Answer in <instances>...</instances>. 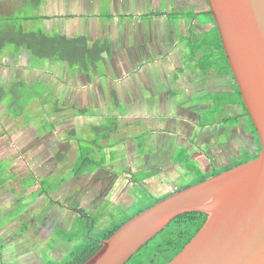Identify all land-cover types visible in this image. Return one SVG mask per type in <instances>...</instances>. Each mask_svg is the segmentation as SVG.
Masks as SVG:
<instances>
[{
  "label": "flooded vegetation",
  "instance_id": "obj_1",
  "mask_svg": "<svg viewBox=\"0 0 264 264\" xmlns=\"http://www.w3.org/2000/svg\"><path fill=\"white\" fill-rule=\"evenodd\" d=\"M204 13L206 27L199 38L184 41L190 53L182 50L187 52L186 66H178L187 72L193 61L195 83L173 89V99L162 101L168 88L156 74H148L146 83L134 89L143 99L96 107L95 115H84L90 123L81 132L47 127L40 137L33 130V144L42 147L37 155L22 158L3 144L0 169L7 180L0 184V264H63L71 252L65 255L68 246L73 244V251L86 240L99 241L95 237L121 219L191 186L198 175H215L259 155L260 140L217 42L213 66L201 70V41L214 36L216 28L209 7ZM218 38L222 47L219 33ZM204 79L215 85L209 88ZM53 110L49 105L28 106L16 120L35 117L46 122L58 114ZM70 141L76 144L73 150ZM23 165L42 191L35 187V199L20 209L23 201L16 195L25 192L22 172L18 176L15 171ZM181 178L190 185L178 186ZM105 218L111 219L106 226ZM35 246H47L48 259L40 260Z\"/></svg>",
  "mask_w": 264,
  "mask_h": 264
},
{
  "label": "crops",
  "instance_id": "obj_2",
  "mask_svg": "<svg viewBox=\"0 0 264 264\" xmlns=\"http://www.w3.org/2000/svg\"><path fill=\"white\" fill-rule=\"evenodd\" d=\"M205 10L206 0H0V16L29 11L25 26L79 39L92 51L99 50L96 59L87 61L85 67L49 60H34L32 64L23 51L0 58V87H8L14 79L36 85L44 93L27 107L49 105L58 113L46 122L34 117L24 125V120L7 116L0 104V119H5L0 120V153L16 132L6 135L4 122L10 124L9 130L18 128L22 143L16 140L18 147L12 142L10 146L25 158L37 155L42 148L32 139L33 130L43 136L38 124L54 132H81L90 123L84 115H95L96 107L125 106L143 99L144 94L138 97L134 89L146 83L148 74H156L168 88L162 101L173 99L176 87L192 86L196 64L189 61L187 72L178 68L186 66L183 57L190 53L184 41L199 38L206 27L199 19L205 18ZM212 79L203 80L209 88L215 85ZM70 142L71 150L75 149L76 144ZM27 167L15 171L18 176L22 172L21 180L29 174Z\"/></svg>",
  "mask_w": 264,
  "mask_h": 264
},
{
  "label": "water",
  "instance_id": "obj_3",
  "mask_svg": "<svg viewBox=\"0 0 264 264\" xmlns=\"http://www.w3.org/2000/svg\"><path fill=\"white\" fill-rule=\"evenodd\" d=\"M261 144L250 161L172 193L123 223L82 264H126L175 217L206 219L166 264H264V0H206Z\"/></svg>",
  "mask_w": 264,
  "mask_h": 264
},
{
  "label": "trees",
  "instance_id": "obj_4",
  "mask_svg": "<svg viewBox=\"0 0 264 264\" xmlns=\"http://www.w3.org/2000/svg\"><path fill=\"white\" fill-rule=\"evenodd\" d=\"M29 13V11H22L18 14L12 12L8 16H0V58H3L6 54L17 56L23 51L28 53L32 61L49 60L67 63L72 66L74 64L81 65L83 67L86 66L87 61L96 59L98 54L95 53L99 52V50L96 52L92 51L93 49H89L82 40H69L62 35L48 34L42 29H31L25 26ZM209 17L212 18L211 15ZM214 31V36H204L201 41L203 58L200 65L203 70L213 66L211 61L215 56L213 50L216 49V42L222 56L224 55L217 29L215 28ZM43 93L42 89L36 85H30L22 80L14 79L8 87H0V104L5 108L6 114L12 120H16L23 115V110L27 108V104L39 99ZM237 96L241 102L239 91H237ZM29 122L30 119L26 118L23 124L25 125ZM4 172L3 169H0V184L5 183L7 180ZM213 174L198 175L191 185L199 183ZM155 203L145 204L130 216L121 219L117 225L97 235L95 238L99 239V241L86 240L84 244L69 253L63 264H82L100 248L101 241L111 236L123 223ZM205 219L206 215L199 212L178 215L134 254L126 264L168 263L197 233Z\"/></svg>",
  "mask_w": 264,
  "mask_h": 264
},
{
  "label": "rangeland",
  "instance_id": "obj_5",
  "mask_svg": "<svg viewBox=\"0 0 264 264\" xmlns=\"http://www.w3.org/2000/svg\"><path fill=\"white\" fill-rule=\"evenodd\" d=\"M208 18V17H207ZM200 20H203L202 19V17H200L199 18ZM44 111H46V112H48V110H44ZM38 115H42V112L40 111L39 113H37L36 114V117L38 116ZM2 117L4 116L3 114L1 115ZM1 121H4L3 120V118H1L0 119ZM9 123H6V122H4V124H3V127H5V129H8V130H5V131H7L6 133H7V135L8 134H10V131L13 133L15 130L13 129V128H11V130H9ZM37 128H38V130L40 129V130H44V131H46V129L44 128V126L43 125H40V124H38L37 125ZM16 129V128H15ZM4 131H2V133H3ZM14 138H12V139H8V142L6 143V149H9L10 151H12V146H10V142H12L13 143V145H14V147H18V143H17V141L18 142H20V143H22L20 140V137H19V135H18V133H15L14 134V136H13ZM2 139H7V137H4V138H2ZM14 139V140H13ZM17 140V141H16ZM8 162L7 161H5L4 162V164L6 165ZM20 185H21V187L23 188V191L25 192L20 198H19V196H17L16 195V198L17 199H20V200H22L23 201V205H22V203H21V206H19V208L20 209H23L26 205H27V203L28 202H32L34 199H35V197L37 196L36 195V190H35V187H37V185H39V183L38 182H36V181H33L32 180V177L31 176H29V177H26V178H24L23 180H20ZM187 185H190V182H189V180L188 179H180L179 180V184H178V186H180V187H183V186H187ZM44 187H43V189L46 187V185L44 184L43 185ZM37 188H39V191H42L41 189H40V187H37ZM27 207V206H26ZM25 207V208H26ZM14 215V214H13ZM114 219H119V217H120V215H115L114 214ZM111 221V219H109V218H105V219H103V224L106 226V225H108V223ZM103 225V226H104ZM74 245L72 244V245H70V246H68V249H70V250H68L67 252H65V255H67V253H69V251H72V249L75 247H73ZM44 249H46L47 251H48V248H47V246L44 248V246H35V248H33V250L36 252V254H37V256H38V258H40V260H43V259H48V256H47V253H46V251H44Z\"/></svg>",
  "mask_w": 264,
  "mask_h": 264
}]
</instances>
